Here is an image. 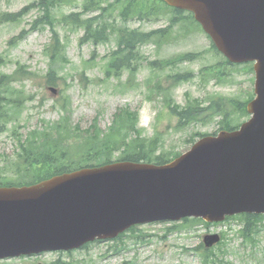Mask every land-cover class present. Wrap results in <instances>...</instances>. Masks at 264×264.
<instances>
[{
  "label": "water",
  "instance_id": "95a60500",
  "mask_svg": "<svg viewBox=\"0 0 264 264\" xmlns=\"http://www.w3.org/2000/svg\"><path fill=\"white\" fill-rule=\"evenodd\" d=\"M164 1L194 13L231 62L257 61L253 118L167 165L118 163L0 188V259L72 250L138 224L264 214V0ZM219 241L205 237L207 247Z\"/></svg>",
  "mask_w": 264,
  "mask_h": 264
},
{
  "label": "rangeland",
  "instance_id": "374dc122",
  "mask_svg": "<svg viewBox=\"0 0 264 264\" xmlns=\"http://www.w3.org/2000/svg\"><path fill=\"white\" fill-rule=\"evenodd\" d=\"M37 0H0V14L17 13L29 8L23 18L16 23H0V76L11 75L19 65H25L36 77L18 82V88H23L34 99L25 106L21 118L20 133L34 130L42 120L57 122L62 117L60 109L53 107L61 101L60 94L49 92L45 87V75L50 67V60L44 55L45 48L51 42L49 27H37L34 22L43 15V11L31 5ZM77 8L63 7L54 12L58 19ZM174 14L162 9L158 17L149 20L134 19L128 26L146 32L166 28L169 18ZM60 36L67 44L65 55L69 63H59L57 68L61 80L58 81V90H64L70 100L73 110L74 124H80L84 129L89 128L93 120L99 116L102 129H107L113 116L119 108L128 107L139 113V127L143 138H158L159 151L184 153L190 149V139L197 132L212 134L219 131L220 121L224 115L213 112L202 114L198 121L184 129L178 128L179 119L170 113L164 105L163 96L149 97L150 89L146 82L152 78L156 82L160 76L173 73L192 72V81L180 84L171 91L175 103L185 107L190 96L191 100L203 101V107H209V98L235 99L244 101L254 92L255 73L249 67L225 68L220 65L226 74L219 78L208 75L203 80L201 72L205 68L218 66L223 58L210 50L212 41L200 29L190 22L183 27H176L171 37L161 43L155 42L143 47L141 54V70L135 81L129 72H122L119 78L106 76V63L110 54L116 49V41L95 46L93 44L80 45L83 30L74 31L72 27L58 25ZM26 31L25 37L16 46H10V41ZM202 54L198 60L187 62L176 69H167L164 72L154 73L149 69L148 62L155 60H169L182 54ZM130 82V83H128ZM127 84V85H126ZM126 85V86H125ZM223 101L224 110L230 112L234 123L244 122L248 117L233 109L229 101ZM14 137L10 133L0 136V151L13 157L15 151ZM172 223H156L140 226L141 239L128 234L124 239L125 246L120 242L94 243L88 249L74 251L73 254L52 252L38 257L0 261V264H51L62 259L74 264H204L201 254L195 251L203 242V237L209 233L226 234V244L229 254L226 263L229 264H264V230L257 236L256 247L245 244L239 236L243 224L239 220H230L218 225L206 227L196 224L188 230L168 232ZM122 245V246H121Z\"/></svg>",
  "mask_w": 264,
  "mask_h": 264
},
{
  "label": "trees",
  "instance_id": "16d2710c",
  "mask_svg": "<svg viewBox=\"0 0 264 264\" xmlns=\"http://www.w3.org/2000/svg\"><path fill=\"white\" fill-rule=\"evenodd\" d=\"M137 8V0H40L39 6L43 8V17L34 23L48 25L52 34L51 43L46 48L45 54L50 57L52 66L46 74L47 85L56 86L58 71L55 65L62 62L69 63L65 50L67 44L63 41L56 27L64 25L72 29H84V35L80 44L93 43L99 45L111 41H117V50L111 55L107 63V74L119 76L124 69L135 73L139 68L141 56L139 47L150 41L155 34L162 31L144 33L132 30L126 26H120L117 18L113 15L116 9H120L119 18L126 20L129 16V8ZM105 5H107L105 7ZM121 5V6H119ZM64 6L81 7L80 12L62 16L60 19L54 16V10ZM97 13V14H96ZM96 14L95 16H93ZM88 15V17H85ZM21 17V13H3L0 16L2 23H14ZM26 32L10 41V46H15L24 38ZM216 51L215 47H212ZM197 55H184L171 61L151 63L152 67H168L183 61H192ZM2 57L0 56V62ZM35 74L26 70L22 65L13 75L0 77V135L9 130L13 124L12 134L16 139V157L0 152V187L2 186H25L32 185L54 175L79 169L83 166H100L114 161L149 162L166 164L178 157L179 153H161L158 138H143L142 131L138 129L139 114L129 108H120L114 114L112 125L105 131L98 125L96 118L88 129H83L79 124L72 123V108L69 98H65L61 105L63 117L54 123L42 122L36 129L19 134L20 114L23 113L25 104L32 98L28 97L16 82L21 79H30ZM190 73L173 75L174 85L190 79ZM157 89L163 90L158 84ZM171 93L165 92L166 104L172 108L174 103L170 98ZM176 105L173 111L178 116L179 127H185L188 123L199 119L201 110L182 109ZM245 112V105H244ZM222 129L230 130L234 127L231 121L224 119ZM11 131V130H10ZM194 142V140H192ZM240 218L245 222L241 232L245 241L256 244L255 235L260 232V224L264 216L242 215ZM198 220L185 219L184 223H194ZM177 228V227H175ZM137 227L131 229L136 233ZM124 237V235L119 238ZM216 254L205 251L204 258L208 263L216 258ZM53 264H72L58 260Z\"/></svg>",
  "mask_w": 264,
  "mask_h": 264
}]
</instances>
